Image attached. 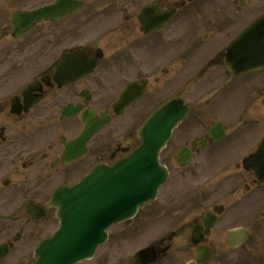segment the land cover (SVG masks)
Wrapping results in <instances>:
<instances>
[{
	"label": "flooded vegetation",
	"instance_id": "obj_1",
	"mask_svg": "<svg viewBox=\"0 0 264 264\" xmlns=\"http://www.w3.org/2000/svg\"><path fill=\"white\" fill-rule=\"evenodd\" d=\"M67 1L73 12L41 22L21 37L15 36L12 14L57 0L35 6L37 0L0 1V264H32L35 248L54 230L56 219L48 206L53 192L135 148L132 125L116 136L94 137L82 158L69 162L66 153V144L81 131V115L88 108L111 112L133 81L145 91L129 107H155L143 120L174 97L190 107L161 163L170 171L169 180L186 182L190 176L197 181L200 160H208V199L199 200L196 192L173 201L172 189L164 186L157 201L110 230L95 258L80 264H264V184L243 164L258 151L264 131V70L233 75L225 60L232 21L207 18L241 15L260 9L264 0ZM144 8H152L157 22L167 21L149 36L139 19ZM200 16L205 31L196 40ZM166 48L173 53L171 68H152L163 63ZM208 48L198 64L196 57ZM64 58L69 77L83 70L87 59L98 62L94 72L60 84L55 77ZM172 80L179 81L175 92L159 98ZM199 91L206 99L194 100ZM64 107L80 111L64 120ZM216 122L224 128L223 137L211 134ZM197 128L199 135L193 134ZM142 249L152 252L145 263L136 255Z\"/></svg>",
	"mask_w": 264,
	"mask_h": 264
},
{
	"label": "water",
	"instance_id": "obj_2",
	"mask_svg": "<svg viewBox=\"0 0 264 264\" xmlns=\"http://www.w3.org/2000/svg\"><path fill=\"white\" fill-rule=\"evenodd\" d=\"M228 60L235 72L264 66V18L231 45ZM175 109L163 107L144 126L142 145L129 159L113 168L101 166L80 184L55 194L51 206L58 211L60 229L39 247L36 264H75L88 258L109 226L131 218L155 196L167 176L158 155L184 116Z\"/></svg>",
	"mask_w": 264,
	"mask_h": 264
},
{
	"label": "rangeland",
	"instance_id": "obj_3",
	"mask_svg": "<svg viewBox=\"0 0 264 264\" xmlns=\"http://www.w3.org/2000/svg\"><path fill=\"white\" fill-rule=\"evenodd\" d=\"M46 2V0H37V2L34 4L35 5H41L42 3ZM264 4V3H262ZM254 6H259V4H256ZM263 7H261L260 9L257 7L255 9H249L248 11L242 13L241 15H234L233 13L231 12H227L226 15H219V16H216V15H210V16H207V18H215V21L220 23L223 19V17L225 16V21L224 23L226 24H230V22L232 24L231 25V28H232V32L231 34H226V35H229L230 37L237 34L244 26H246L254 17L257 16V14L259 13V11L262 10ZM205 17L204 16H200L198 21L196 22L198 24V26L201 24V20L204 19ZM214 20V19H213ZM196 26V25H195ZM197 27V26H196ZM199 35H198V38H196V40H201V34H202V31H205L204 29L201 30L200 29V26H199ZM132 34L138 36L139 34L134 31L132 32ZM183 35L185 36L186 34L183 33ZM165 40L168 39L167 38H164ZM149 44L152 46L151 42H149ZM187 46H190V45H187ZM173 49V48H172ZM179 49V48H177ZM210 50V48L207 49L206 53H203V54H198V56L196 57V61L198 64H200L204 58L203 56H208V51ZM164 57H162V60H163V63L160 64V65H156L155 64H151L152 68H160V67H163V66H169V68H171V65H169L170 63V56L173 55V53L170 52L169 48H166L164 50ZM109 54V53H108ZM152 54V52H151ZM24 65V64H23ZM178 66V63L176 65V67ZM160 70V69H159ZM157 70V71H159ZM163 82V81H162ZM178 80H172V84L168 87L167 91L161 93L159 96V98H164L166 96H169L171 95L173 92H175V88L178 84ZM202 92L199 91V94L195 96L194 100H204L206 99L207 96H204V97H201ZM151 96V95H150ZM150 98V97H149ZM234 104H232V108H233ZM155 107H135L129 115H127L122 121H118L116 123V126H114V128H112L110 131V135L109 136H116L117 134L119 135L118 131H120L121 129L122 130H126L128 129V127L130 126H134V129H136L138 127L139 124H141L142 120L145 118V116L152 110L154 109ZM191 122V121H190ZM191 124V123H190ZM192 125V124H191ZM198 129V128H197ZM202 132V129L199 128L197 131H193V134H201ZM182 133V130L180 131V135ZM200 164H201V169L198 170V174H197V181H194V180H191L192 177L190 176L189 179L186 181V182H182L180 180H177V179H172V181L170 182V185L167 187L168 189H172V191H170V194L169 195H173V201L174 200H177L180 198V195L183 194V193H187L189 195H193V193H196L197 192V198L199 200L201 199H208V193L210 192V162L208 160H200ZM173 167L175 168L176 165L175 163L172 164ZM177 169V168H175ZM178 173H175L174 175H177ZM177 181H180V182H177ZM181 185H180V184ZM204 187V188H203ZM198 188V189H197ZM178 189L182 192H178ZM198 190V191H197ZM204 190V191H202ZM206 192L203 196V193ZM264 211V210H263ZM55 225V223H54ZM132 249H129L127 250L123 255L124 257H126V255H129L130 252H131Z\"/></svg>",
	"mask_w": 264,
	"mask_h": 264
}]
</instances>
